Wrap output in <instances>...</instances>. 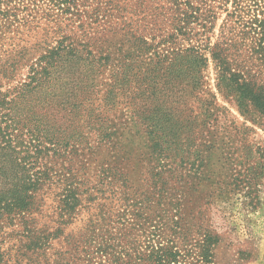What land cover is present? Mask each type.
<instances>
[{
    "label": "rangeland",
    "instance_id": "374dc122",
    "mask_svg": "<svg viewBox=\"0 0 264 264\" xmlns=\"http://www.w3.org/2000/svg\"><path fill=\"white\" fill-rule=\"evenodd\" d=\"M52 4L15 2L0 16V58L42 40L90 55L49 66L52 75L28 89L39 49L14 80H0V264H83L86 255L99 264L161 243L188 251L204 235L218 242L217 264H264V130L219 96L215 103L213 67L210 86L204 80L191 99L193 134H169L183 123L162 131L163 111H152L179 114L189 81L174 73L185 44H159L170 17L146 23L149 57L122 61L141 49L122 47L101 0H79L67 15Z\"/></svg>",
    "mask_w": 264,
    "mask_h": 264
},
{
    "label": "trees",
    "instance_id": "16d2710c",
    "mask_svg": "<svg viewBox=\"0 0 264 264\" xmlns=\"http://www.w3.org/2000/svg\"><path fill=\"white\" fill-rule=\"evenodd\" d=\"M26 1L28 0H0V16L6 18L7 13L17 10L12 7L15 2L20 7H26ZM78 1L50 0L53 3L51 10H59L65 15L73 14L72 9L76 8ZM101 3L105 5V12L113 19L111 32L116 34L122 47L141 49L140 55L125 52L122 61L138 60L143 55L149 57L155 44L146 37L145 25L149 21L157 25V18L161 15L170 17L167 24L171 33L159 44H173L179 40L185 44L179 53L184 61L174 73L176 79L189 81L179 90L183 98L179 114L159 105L152 111H163L156 123L160 130H166L164 126L176 121L183 124H180L177 131L167 130L169 134L182 136L183 131L193 134V124L198 125L200 117L195 115L199 108L193 106L191 101L194 96L201 95L204 80L209 85L207 71L211 66L215 72L217 92H209L215 103H218L219 96L225 103L236 108L244 118L245 125L250 122L264 130V0H101ZM100 14L94 18L97 19ZM138 16H142V20ZM42 44L45 45L44 48H41ZM39 49H43L44 53L35 64L42 66L41 71L37 72L31 67L28 89L33 83L52 75L49 66L64 60L79 63L90 58L88 55L85 59L83 54L76 52L72 43L67 45L60 42L54 47L42 40L34 49L21 48L3 54L0 58V80H14L19 70L28 66L35 58L32 52ZM168 58L166 56L163 60ZM58 74L62 75L64 72L60 71ZM190 78L193 79L192 83ZM3 97V105L13 104L12 99ZM196 102L200 103L199 100ZM187 110L188 114L185 112ZM186 123L188 125L185 127ZM195 144L191 141L190 147ZM27 199L30 200L31 196L26 193L18 205L14 206L20 210L23 204L27 205ZM217 244L213 237L204 235L188 251L172 243H161L150 254L102 256L99 264H217ZM183 252L192 254L186 255ZM93 259L86 255L80 261L83 264H93Z\"/></svg>",
    "mask_w": 264,
    "mask_h": 264
}]
</instances>
